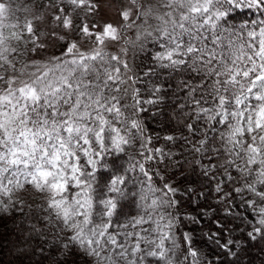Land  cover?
I'll return each mask as SVG.
<instances>
[{
	"label": "snow or ice",
	"instance_id": "1",
	"mask_svg": "<svg viewBox=\"0 0 264 264\" xmlns=\"http://www.w3.org/2000/svg\"><path fill=\"white\" fill-rule=\"evenodd\" d=\"M14 4L0 0V213L28 207L38 221L20 227L19 259L49 229L58 264L77 255L91 264H220L238 257V235L264 240V0H127L121 23L102 29L93 0H48L64 34L52 33L63 49L46 62L30 58L44 47L32 20L5 22ZM245 9L262 18L237 24ZM120 41L119 54L107 50ZM184 152L197 154L193 172L206 190L163 174L160 165L182 166L175 157ZM210 192L227 205L205 234L214 259L183 231L209 213L181 214Z\"/></svg>",
	"mask_w": 264,
	"mask_h": 264
},
{
	"label": "trees",
	"instance_id": "2",
	"mask_svg": "<svg viewBox=\"0 0 264 264\" xmlns=\"http://www.w3.org/2000/svg\"><path fill=\"white\" fill-rule=\"evenodd\" d=\"M48 0H15L14 4V14L6 23L12 24L16 23L17 19H19L20 23L27 22L26 20V11L29 7L35 6L36 8H41L44 5H47ZM94 3V1H93ZM19 8V11H15V9ZM236 23L239 24L241 21L251 22L252 20L261 19V14L252 11V10H237L234 13ZM95 14L92 16V20L94 19ZM87 22V21H86ZM127 35L132 36V32H128ZM123 41L118 43L119 48L114 51V49H107L110 53L119 54V49L122 46ZM63 49V42L57 47L55 54L53 56H58ZM33 56V55H32ZM31 56V57H32ZM51 56V57H53ZM30 57V58H31ZM50 57V58H51ZM50 58L40 60V62H46ZM131 60V53L127 57ZM139 57L137 58L136 63H139ZM148 127L154 131H159L161 137L166 134H170V128L161 130V125L148 121ZM187 135V130H183ZM177 135L180 133L177 132ZM163 139H161L156 146L164 145ZM183 147L182 142H180L177 147L172 148L173 152L179 153ZM197 154L184 152L183 155H177L175 159L181 162V165H176L174 161L167 162V169H165L164 165H160V168L163 174L172 177L176 184H185L191 185L192 187L197 188V191L206 190L207 181L204 180L203 176H200V169L198 166L196 167V171L193 172L194 164L193 158ZM203 182V183H202ZM214 188V184H212ZM228 188L225 189L227 191ZM33 206L40 203L37 197H32L29 201ZM227 205L217 204L215 199V193L210 192L209 198L207 201H201L200 207H194L191 203L185 201L184 207L181 209V214L189 213L198 208H203L209 213V217L202 223V225H190L187 221H185L186 227L183 231H193L194 238L196 240V247L200 249L202 254H204L207 259H214L215 256L219 255V251H211L212 246L208 245L206 242V233L208 230H216L213 221L221 220L224 221L225 217L223 216V210ZM31 210L28 207H25L23 212L18 211H10L8 214L0 213V264H48L49 262L54 263L59 260V253L57 252V248L59 246V240L55 236L54 229H49L46 232V241L40 238H34L30 240L31 248L36 249L35 253L26 256L23 260L18 258V248L20 245L17 243V236L20 231V227L23 225L25 228L29 223L36 224L38 221L27 217V214ZM125 213L130 215H135L137 213V209L134 204H129L124 209ZM123 219V218H122ZM231 221V218H228ZM238 223V222H237ZM43 226L42 224L40 225ZM182 232L177 236L179 240ZM203 237V239H202ZM238 238H242L245 241L244 247L240 250L237 258H228L223 257L221 259L220 264H264V240L250 241L247 239L246 233L238 235ZM44 248V255L41 256L39 254V249ZM46 257V258H45ZM81 256L77 255L73 259H79ZM82 258V257H81ZM85 261H90L84 259Z\"/></svg>",
	"mask_w": 264,
	"mask_h": 264
},
{
	"label": "rangeland",
	"instance_id": "3",
	"mask_svg": "<svg viewBox=\"0 0 264 264\" xmlns=\"http://www.w3.org/2000/svg\"><path fill=\"white\" fill-rule=\"evenodd\" d=\"M93 1L98 6V10L96 11L92 22L97 23L101 29L105 23H113V24L121 23L119 18V12L127 6V0H93ZM53 12L54 10L50 7H47L46 5H44L41 8H36L35 6H32L29 7L28 10L26 11V15H25L26 20L33 21L36 27V35L39 37L38 42L44 44L43 48L37 49L36 53L31 57V59L40 61L43 59L50 58L55 54L57 47L62 42L52 35L53 32L64 34L63 31L55 25V22L52 19ZM37 17H41L42 19H37ZM80 47L82 49H88L92 47V45L81 41ZM118 48L119 46L117 42H111L108 47V49H114V51H116ZM176 185L178 187H185V188L189 186L185 184H176ZM199 211L200 208L190 211L189 213L195 215ZM237 211L242 212V209H237ZM206 219H204L203 222H205ZM211 231H215V230H208L207 233H210ZM73 260H74V264H91L90 261H85L81 257L79 259L76 258ZM48 264H58V260L55 261L54 263L49 262Z\"/></svg>",
	"mask_w": 264,
	"mask_h": 264
}]
</instances>
